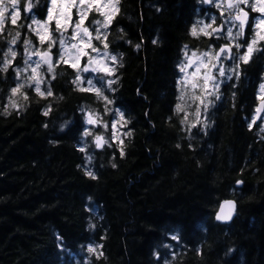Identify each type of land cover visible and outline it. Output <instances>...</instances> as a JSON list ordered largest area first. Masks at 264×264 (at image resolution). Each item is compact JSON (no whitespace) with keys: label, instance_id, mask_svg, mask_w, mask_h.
Segmentation results:
<instances>
[{"label":"trees","instance_id":"16d2710c","mask_svg":"<svg viewBox=\"0 0 264 264\" xmlns=\"http://www.w3.org/2000/svg\"><path fill=\"white\" fill-rule=\"evenodd\" d=\"M127 3L137 24L119 21L118 15L111 27L119 21L132 38L144 36L143 53L132 54L125 69L124 91L128 98L123 101L138 113L139 120L132 127L142 130L135 138V146L126 150L119 169L103 173L94 208L105 215V220L94 235L96 242L112 264H151L152 247L166 239L161 232L179 226L187 246L181 249L188 252L186 264H239L241 255L245 257L244 264H264V181L257 185L260 174L254 177L252 167L247 171L243 167L246 158L249 165L256 162L264 143L254 135L262 119L252 124V131H248L244 119L247 117L251 123L255 112L263 79L261 66L254 64L248 70L240 93V104L246 105L243 113L237 110L235 115L229 113L218 119L211 134L215 151L209 160L197 152L202 160L198 167L191 150L181 153L170 146L175 132L162 123L170 112L175 91L174 61L179 43L187 38V26L197 5L194 0ZM154 4L163 5L162 14L155 13ZM141 16L143 21L139 20ZM22 18L23 12L17 24ZM157 26L162 27L165 44L154 49L151 39ZM137 87L149 95L151 105L135 100ZM163 88L168 89L167 99L159 95ZM145 109L158 124L154 132L143 116ZM43 119L38 108L26 117L0 118V264H59L62 248H57L53 225L73 253H77L78 241L92 238L84 231L87 213L83 196L96 191V182L76 170L79 156L68 144H48L49 137L41 129ZM230 159L234 166H230ZM256 167L264 168V160ZM175 169H179V175L173 179ZM237 175L245 179L242 188L235 183ZM233 188L242 193H238V199L230 194ZM230 199L237 202V212L229 223H220L216 213ZM41 204L46 207L37 211ZM201 223L208 226L206 236L198 227ZM205 238L207 243L201 244L199 252L203 260L197 261L190 250ZM229 246H235L236 251L226 258L223 252ZM65 261L72 264L73 257L65 254Z\"/></svg>","mask_w":264,"mask_h":264},{"label":"clouds","instance_id":"9594fccd","mask_svg":"<svg viewBox=\"0 0 264 264\" xmlns=\"http://www.w3.org/2000/svg\"><path fill=\"white\" fill-rule=\"evenodd\" d=\"M194 3L197 7L187 26V38L180 41L174 61L175 91L170 112L162 118V123L175 132L170 146L181 153L191 150L199 167L202 160L196 153L202 152L203 158L209 160L215 151L211 134L218 119L229 113L235 115L237 110L243 113L246 105L240 104V93L249 68L259 64L260 75L264 77V46L258 44L264 42V17H252L251 28H248L250 13L264 12V2L194 0ZM48 5L49 0H0V118L26 117L38 108L45 118L41 121V129L49 137L48 144L53 147L68 144L79 156L76 170L96 182V191L83 196V208L87 213L84 231L92 238L78 241L77 253L66 246L59 229L52 226L57 248H62L59 264H67L65 254L73 257L72 264H112L110 256L101 251L102 245L94 238L105 220V215L96 213L94 206L103 173L119 169L126 150L135 146V138L142 130L132 127L139 120L138 113L123 101L128 98L124 91L125 69L132 54L143 53L144 36L141 34L139 40L132 38L125 25L119 22L137 24L127 0H104L103 3L51 0V6ZM153 7L156 14L164 11L161 4ZM73 8L79 15L75 21ZM90 10L94 14L85 25L84 18ZM22 12L23 18L17 24ZM117 14L119 21L111 27ZM143 19L139 17L140 21ZM50 21H54V25H50ZM161 32L162 27L157 26L151 39L154 49L165 44ZM250 46L254 47L255 55H251L248 67H243L250 60L247 55ZM193 67L194 71H190ZM138 83L143 82L138 79ZM259 89L264 93V82ZM159 95L167 99L168 89H161ZM134 96L135 100L152 104V99L140 87L135 89ZM261 111H264V102ZM257 115L259 113H253L251 123L244 117L248 131H252ZM143 116L150 130L156 131L158 124L148 109L143 111ZM254 135L264 142V122ZM261 149L256 162L249 165L246 158L243 165L244 171L249 167L254 169L252 176L260 174L257 185L264 181V168L256 167V163L264 160V143ZM229 164L234 166L233 160L230 159ZM178 175L179 169H175L172 178ZM235 183L242 188L245 179L237 175ZM238 193L242 194L233 188L230 194L238 199ZM247 198L252 199L251 196ZM45 207L41 204L37 211ZM223 215L224 219H215L229 221L233 206L230 205ZM198 227L206 236L207 224L201 223ZM161 235L166 239L152 247L151 264H186L189 257L187 251L181 250L187 246L180 227L175 226L170 232L162 231ZM206 243V238L201 239L190 250L196 254L197 261L203 260L199 252L201 244ZM235 251V246H229L223 256L231 257ZM244 260L241 255L239 264H244Z\"/></svg>","mask_w":264,"mask_h":264},{"label":"rangeland","instance_id":"374dc122","mask_svg":"<svg viewBox=\"0 0 264 264\" xmlns=\"http://www.w3.org/2000/svg\"><path fill=\"white\" fill-rule=\"evenodd\" d=\"M60 2H65V0H57V3H60ZM98 2L99 3H103L104 0H98ZM262 2H264V0H262ZM85 3H87V0H85ZM50 6H51V4H50ZM71 11H72L73 21H75L76 19L79 18L78 12H77L76 8H73ZM255 13L257 15H259V16H262V17L264 16V12H255ZM87 21H88V16L84 18L85 25L88 24ZM49 23H50V25H54L55 22L54 21H50ZM69 29L71 30V28H69ZM258 44L262 45V42H258ZM242 51H244V50H242ZM245 51H246V49H245ZM190 71H194V67L191 68ZM261 118H262V121H261V123H262V122H264V114H263V116ZM255 122H257V119H255Z\"/></svg>","mask_w":264,"mask_h":264},{"label":"water","instance_id":"95a60500","mask_svg":"<svg viewBox=\"0 0 264 264\" xmlns=\"http://www.w3.org/2000/svg\"><path fill=\"white\" fill-rule=\"evenodd\" d=\"M260 107H261V104L259 105V108H260ZM262 112H263V111H261V112L259 113V116L262 114ZM227 201L232 202V204H226V203H225L226 201L223 202V203L221 204V206L219 207L217 213H216V217H217L218 215H221V214H222V213H221V208H223V209H224L223 214H225V213H227V211L229 210V206H230V205L233 206V215H232V217L230 218L229 221L217 220V221H219L220 223H223V224H225V223H229V222L233 219L234 215H235L236 212H237V202H236L235 200H233V199H230V200H227Z\"/></svg>","mask_w":264,"mask_h":264},{"label":"snow or ice","instance_id":"6c2138e0","mask_svg":"<svg viewBox=\"0 0 264 264\" xmlns=\"http://www.w3.org/2000/svg\"><path fill=\"white\" fill-rule=\"evenodd\" d=\"M54 2H55V0H54ZM94 2H98V0H94ZM253 43H256V42H253ZM254 50H255L254 47H251V46H250V48H249V50H248V53H247V55H248L249 58H250L251 55L253 54ZM262 94H264V93H262ZM261 100H262V102H264V95L261 96ZM256 112H257V113H260V112H261V107L258 108V109H256ZM225 203H226V204H232V202H229V201H226ZM223 212H224V209L221 208V213H222V214L217 216L218 219H224V218H225L224 215H223Z\"/></svg>","mask_w":264,"mask_h":264},{"label":"flooded vegetation","instance_id":"af4514ba","mask_svg":"<svg viewBox=\"0 0 264 264\" xmlns=\"http://www.w3.org/2000/svg\"><path fill=\"white\" fill-rule=\"evenodd\" d=\"M247 10V9H246ZM94 14V12L93 11H89V14H88V21H87V23H89L90 22V19H91V16ZM96 15H98V14H96ZM119 14H117V16H118ZM255 15H257L255 12H252V13H250V17H249V26H248V28L250 29L251 28V20H252V17H254ZM117 16H115V17H117ZM115 17L113 18V20L115 19ZM264 17V16H263ZM247 30V29H246ZM261 46H264V42H262V45ZM253 56L255 55V53H253L252 54ZM249 61H251V57H250V60ZM264 78V77H263ZM264 95V94H263Z\"/></svg>","mask_w":264,"mask_h":264}]
</instances>
